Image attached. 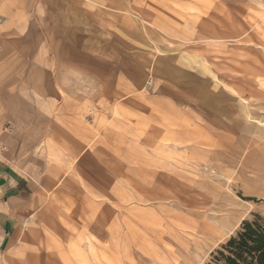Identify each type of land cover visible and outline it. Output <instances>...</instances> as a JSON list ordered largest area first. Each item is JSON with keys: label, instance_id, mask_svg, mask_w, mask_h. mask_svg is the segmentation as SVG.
<instances>
[{"label": "rangeland", "instance_id": "rangeland-1", "mask_svg": "<svg viewBox=\"0 0 264 264\" xmlns=\"http://www.w3.org/2000/svg\"><path fill=\"white\" fill-rule=\"evenodd\" d=\"M0 104L89 145L0 264H212L264 225V0H0Z\"/></svg>", "mask_w": 264, "mask_h": 264}, {"label": "crops", "instance_id": "crops-1", "mask_svg": "<svg viewBox=\"0 0 264 264\" xmlns=\"http://www.w3.org/2000/svg\"><path fill=\"white\" fill-rule=\"evenodd\" d=\"M5 29V28H4ZM11 93L10 90H8ZM12 96V95H10ZM9 96V97H10ZM9 100L7 102H11ZM0 108L2 104H0ZM16 121H0V248L12 246L24 227L52 205L73 204L64 200L71 168L89 145L77 143L73 133L63 140L70 148L66 159L57 161L31 144L28 134L16 133ZM61 133V131H58ZM88 136V135H87ZM37 144V143H35ZM37 152H32L33 146ZM49 146L47 150L52 149ZM57 147L55 151H58ZM76 148V151L72 150ZM54 151V152H55ZM56 162H55V161Z\"/></svg>", "mask_w": 264, "mask_h": 264}, {"label": "trees", "instance_id": "trees-1", "mask_svg": "<svg viewBox=\"0 0 264 264\" xmlns=\"http://www.w3.org/2000/svg\"><path fill=\"white\" fill-rule=\"evenodd\" d=\"M214 259L212 264H264V225L245 222Z\"/></svg>", "mask_w": 264, "mask_h": 264}]
</instances>
